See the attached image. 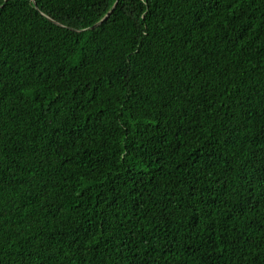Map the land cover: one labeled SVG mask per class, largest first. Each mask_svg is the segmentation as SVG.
Listing matches in <instances>:
<instances>
[{"label": "trees", "instance_id": "trees-1", "mask_svg": "<svg viewBox=\"0 0 264 264\" xmlns=\"http://www.w3.org/2000/svg\"><path fill=\"white\" fill-rule=\"evenodd\" d=\"M3 3L0 264H253L264 0Z\"/></svg>", "mask_w": 264, "mask_h": 264}, {"label": "snow or ice", "instance_id": "snow-or-ice-1", "mask_svg": "<svg viewBox=\"0 0 264 264\" xmlns=\"http://www.w3.org/2000/svg\"><path fill=\"white\" fill-rule=\"evenodd\" d=\"M121 2H123V0H116V3H113L112 7L107 10L100 25L101 27L103 26V24L108 23V21L113 18L115 13L120 10ZM128 2L133 4L139 3L141 5L139 11L143 12V15L140 17V19L145 24V26H148L150 20L155 14V10L152 7V0H128ZM184 3L194 4L195 0H184ZM3 6H5L3 0H0V7ZM217 6H219L218 0ZM197 23L198 20H194L193 26L195 27ZM143 39H150L148 31L144 32ZM142 55H144V44L138 45L137 52L135 53V56L137 57ZM131 67L132 61L130 60L129 71H131ZM154 99L156 100L155 103H153ZM141 104L142 106H138L137 109H135L136 117L138 119L145 120L149 125H151L154 120L161 125L163 124L164 116L162 113L166 111L170 106L166 101L163 100V97L156 99L153 94H149L146 100L142 101ZM261 146L264 147V143H262ZM253 168V176L246 179H248V183L250 184V186L253 187L256 197L259 198L256 203V206L259 207L260 203L264 201V163L260 164L259 166L254 165ZM251 259L253 260V264H264V248H262L261 252L257 253L256 256L252 257Z\"/></svg>", "mask_w": 264, "mask_h": 264}]
</instances>
